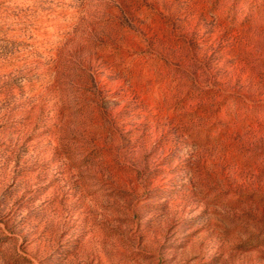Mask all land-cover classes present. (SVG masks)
<instances>
[{"label":"rangeland","instance_id":"374dc122","mask_svg":"<svg viewBox=\"0 0 264 264\" xmlns=\"http://www.w3.org/2000/svg\"><path fill=\"white\" fill-rule=\"evenodd\" d=\"M0 264H264V0H0Z\"/></svg>","mask_w":264,"mask_h":264}]
</instances>
